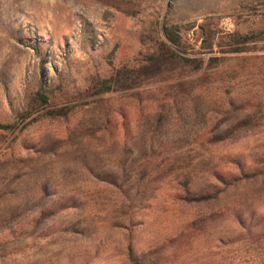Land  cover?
I'll return each instance as SVG.
<instances>
[{
  "label": "rangeland",
  "instance_id": "374dc122",
  "mask_svg": "<svg viewBox=\"0 0 264 264\" xmlns=\"http://www.w3.org/2000/svg\"><path fill=\"white\" fill-rule=\"evenodd\" d=\"M263 22L264 0H0V264H264V38L212 69L159 49L163 23Z\"/></svg>",
  "mask_w": 264,
  "mask_h": 264
},
{
  "label": "trees",
  "instance_id": "16d2710c",
  "mask_svg": "<svg viewBox=\"0 0 264 264\" xmlns=\"http://www.w3.org/2000/svg\"><path fill=\"white\" fill-rule=\"evenodd\" d=\"M194 27L193 24L190 26L183 27L182 24H168L163 23L160 28L161 39L159 40V49L163 52L170 53L172 58H175L178 63L183 67H188L191 70H200L204 66L205 68H218L221 64L220 60H223L224 55H230L245 50V46L249 43L260 41L264 38V22L260 25L259 30H251L245 33L232 32L226 35H222L221 31L216 28H207L201 23L198 25L199 35L197 36L194 43L189 42L187 39V32ZM227 36L229 37L227 39ZM201 43L196 48L197 42ZM216 52L221 55H216ZM200 53L210 54L205 62L202 56H191L198 55ZM120 82L119 75L104 78L94 83V94H102L109 92L114 89V86ZM41 103H46L48 100L46 88L40 85V88L36 91V97ZM53 115H64L65 112L55 111L50 112ZM13 123L0 122L1 130L13 129ZM249 175H245L244 179L247 180ZM130 261L134 264L136 259L130 254Z\"/></svg>",
  "mask_w": 264,
  "mask_h": 264
}]
</instances>
